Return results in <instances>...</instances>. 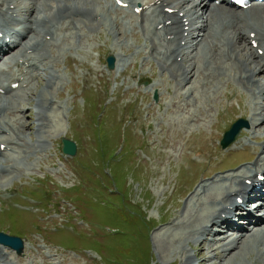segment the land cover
Segmentation results:
<instances>
[{"label":"rangeland","instance_id":"374dc122","mask_svg":"<svg viewBox=\"0 0 264 264\" xmlns=\"http://www.w3.org/2000/svg\"><path fill=\"white\" fill-rule=\"evenodd\" d=\"M104 3L108 6L103 14L104 30L93 34L90 29H85L86 39L80 37L67 42L60 41L62 47L56 52V61L53 60L54 71L64 83L61 90L57 89L55 96L53 95L60 105L59 118L51 129V137L48 136L50 131L47 129L40 135L42 141L49 137L46 152L32 154L27 159L20 157L22 162L29 161L26 166H29L30 170L26 174L36 169L31 162L37 164V169L42 172V178H34L35 185L31 192L30 187H25L23 191L26 193H20L22 198L31 202L23 203L25 201L20 197L13 200L16 201L12 205L14 210L28 213L30 217L18 213L19 216L27 217L26 220L16 217L19 225L25 220L21 227L14 226L11 221L1 220L6 217H0V221H3L2 224L0 222V230L8 231L7 234L12 236L21 235L25 239V230L30 233L27 239L35 233L32 228H40L42 233H50L55 246L63 252H68L61 256L66 264H181L183 255L174 257L177 251L172 250V243L170 248L165 247V233L167 230L181 232L172 226L183 220L187 200L201 185L251 166V163L246 162H253L255 159L242 152V148L247 143L251 147L260 148V144L264 142L263 133L257 134L256 140L260 143L250 142V127L244 132L248 137H243V146L233 149L231 154H227L229 150L222 151L219 145L224 132L232 123L241 118L250 120L245 108L250 110L249 108L255 107L258 99H252L251 95L246 94L250 91L229 76L228 85L225 87L222 86L219 90L213 85L207 90L214 104L210 105L209 100L206 108L199 111L203 114L199 118L206 120L204 125H186L179 119L177 124L171 127L174 116L172 103L178 102L172 100L177 94V80L170 71L162 70L156 60L146 62L145 48L138 56L146 43V34L140 29L131 32L129 25L132 20H126L124 14L117 15L112 9V1L104 0ZM202 13L204 14V11ZM116 21L121 25L122 36L115 34ZM115 52L125 54L126 66L122 73H109L107 70L106 58ZM257 80L264 84V74L259 75ZM152 86L157 89L150 92ZM44 87V81H35L32 91L38 92ZM186 90L187 88L182 89V92ZM205 92L206 89L198 88L197 93ZM155 93H158V100H154ZM45 95L48 97L49 93L44 89L38 97ZM34 105V101L29 103L30 108L24 115V121L36 122ZM196 105L193 104V107ZM98 107L100 109L97 110ZM95 110L97 111L94 112ZM95 122L102 125L101 131ZM172 123L175 124V121ZM124 129L127 138L125 143ZM105 131L108 135H104ZM24 132L31 139H37L33 129ZM99 132L104 140L101 135L96 136ZM63 136L80 146L78 156L66 162V167L73 172L76 181L75 188L66 194L59 186L52 190L51 180L56 185H73V174L65 167L66 174L72 178L68 183L63 179L54 178L53 174L47 171L49 166L54 164L59 167V164L65 161L60 153ZM188 141L190 143L186 145ZM112 148L118 151L122 149L118 153L116 150L111 151ZM241 156L244 157L235 161ZM21 161L20 168L25 171L26 167L21 165ZM236 165L238 167H235ZM62 170L64 172V169ZM221 171L226 173L220 174ZM24 175L21 173L19 178ZM33 181L29 180L32 185ZM15 182L19 184V179ZM6 193H3L0 187V208L10 203L3 201L7 199ZM49 195H54L53 201ZM68 202H71L75 209L73 206L66 207ZM16 203H22L21 210L16 208ZM59 210L66 216L62 215L54 226L47 229L45 220L52 212L59 213ZM143 212L146 213L151 228L141 221ZM54 221L49 218V222ZM201 226L197 230L202 229ZM185 229L187 232L190 228ZM45 237L52 246L47 234ZM35 238L42 242L40 237ZM217 238L218 236H214L212 239ZM191 244L195 247L194 253H200L205 259L202 252L207 245L199 244L201 246L197 247L198 243L193 241ZM186 248L190 251V247ZM30 250L31 259H27L24 253L20 258L12 256L9 264H31L29 261H34L33 264H48L43 256L37 255L39 249ZM88 252L91 253L86 254ZM211 255L212 253H209V256ZM225 256L222 254L221 257ZM261 259L259 257L261 264H264ZM243 264L252 262L244 260Z\"/></svg>","mask_w":264,"mask_h":264},{"label":"bare ground","instance_id":"6f19581e","mask_svg":"<svg viewBox=\"0 0 264 264\" xmlns=\"http://www.w3.org/2000/svg\"><path fill=\"white\" fill-rule=\"evenodd\" d=\"M33 1L0 0V52L4 53L0 58V90H3V94L0 93V187L6 191L12 185V180L19 178L21 173L26 175L30 170L26 165L25 171L20 168V157L27 158L29 154L46 149L47 145L40 135L58 119V107L53 95L61 80L52 72V60L56 58L50 56L55 54L53 49L58 48L55 45L73 36L85 37L87 21L91 23L88 29L93 34L104 30V0ZM210 1L115 0V5L120 2L128 4L130 10L126 12L131 15L126 16L135 18L129 25L130 31L140 29L146 34V43L142 46L147 50L145 60L149 63L155 59L162 70L170 71L177 80V94L172 98L178 101L172 103L176 115L186 114V121L196 126L206 123L204 118L196 116L195 111L207 106L209 100L210 105L214 104L207 90L214 83L215 89L220 90L223 85H228L231 76L250 91L246 94L251 95L252 99H262L254 103L255 107L250 110L245 108L250 116L253 140L258 133L264 134V84L257 80L259 75L264 74V4L258 3L239 14L223 8L221 4L210 7ZM203 8L209 11V23L200 18ZM115 12L122 13L119 8ZM147 12L156 16L152 18L146 15ZM79 17L86 20L82 21ZM115 25V34L122 36L121 25L118 21ZM254 43L258 45L256 49ZM260 50H263L261 55ZM114 55L117 60L115 70H122L124 54ZM15 67L19 68L16 72ZM40 79L45 82L48 97H38L44 89L32 91L34 81ZM16 84L19 85L18 89H14ZM187 87L186 92H182ZM199 87L206 89V92L197 93ZM31 101L35 102L36 108V141L22 131L28 129L23 115L28 112ZM193 104H197L196 107ZM31 143H34V149ZM242 143L243 139L239 140L234 148L243 146ZM251 152L256 156L254 165L201 185L187 200L183 220L172 226L181 232L166 231L165 247L172 243V250L177 251L174 257L183 255L181 264H243L244 260L261 264L259 257L264 262V180L259 179L264 177V142ZM51 171L55 177L69 178L61 168ZM236 209L240 212L239 217ZM246 222L256 224V232L245 234ZM220 224L226 226L229 236L214 232L219 230L213 227ZM199 226L202 229L197 230ZM185 228L190 229L186 232ZM216 235L218 238L212 239ZM192 241L198 243L197 247L199 244L207 245L202 252L205 259L200 253H194ZM186 247H190V251ZM209 253L212 255L209 256ZM222 254L226 256L222 258ZM14 255L0 246V264H9L10 257Z\"/></svg>","mask_w":264,"mask_h":264},{"label":"water","instance_id":"95a60500","mask_svg":"<svg viewBox=\"0 0 264 264\" xmlns=\"http://www.w3.org/2000/svg\"><path fill=\"white\" fill-rule=\"evenodd\" d=\"M108 63H109L110 68L113 69L114 68L113 60L109 59ZM247 126L248 125L242 121L234 125V127L232 128V131L226 133L225 138L222 143L223 147L226 148L230 144H232L239 136L241 130L246 128ZM63 151L64 153L69 154V155H76L77 149L73 143L64 139L63 140ZM0 243L12 247V249L18 250L19 253H21L23 250V244L19 239L9 238L7 236L0 235Z\"/></svg>","mask_w":264,"mask_h":264}]
</instances>
